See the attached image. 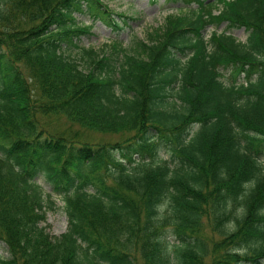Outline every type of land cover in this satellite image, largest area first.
I'll return each mask as SVG.
<instances>
[{"label": "trees", "instance_id": "trees-1", "mask_svg": "<svg viewBox=\"0 0 264 264\" xmlns=\"http://www.w3.org/2000/svg\"><path fill=\"white\" fill-rule=\"evenodd\" d=\"M166 1L96 50L103 0H0V264H264V0Z\"/></svg>", "mask_w": 264, "mask_h": 264}, {"label": "rangeland", "instance_id": "rangeland-1", "mask_svg": "<svg viewBox=\"0 0 264 264\" xmlns=\"http://www.w3.org/2000/svg\"><path fill=\"white\" fill-rule=\"evenodd\" d=\"M103 1L116 13V18L121 21V28H110L99 20H94L84 15H77V21L80 24L90 27V31L81 34L80 39V44L86 48L100 50L105 48L107 44H112L113 41H119L125 48H131L138 39L148 40L149 36L147 33L149 31H154L161 27L168 14L176 12L177 8L183 6L180 3L168 2L166 0ZM226 27L227 23H222L218 28L209 26L204 34L206 38H209L212 31L218 30L221 32L226 30ZM228 33H231L242 42H246L248 36L245 28L230 29ZM73 55L79 57V52L73 51ZM96 137L110 139L114 136L104 134ZM160 155L164 159L170 156L165 150H162ZM37 180L47 192L52 193V199L55 201L54 209L48 211L47 214L46 223L48 224V231L53 235H60L68 228V215L64 197L54 193L51 185L43 176L38 177ZM8 255L6 244L0 243V256L7 258Z\"/></svg>", "mask_w": 264, "mask_h": 264}]
</instances>
